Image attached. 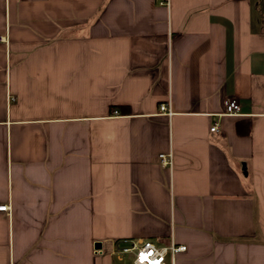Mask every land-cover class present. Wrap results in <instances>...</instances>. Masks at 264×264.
I'll use <instances>...</instances> for the list:
<instances>
[{
	"label": "crops",
	"instance_id": "1",
	"mask_svg": "<svg viewBox=\"0 0 264 264\" xmlns=\"http://www.w3.org/2000/svg\"><path fill=\"white\" fill-rule=\"evenodd\" d=\"M0 206V264H264V0H0Z\"/></svg>",
	"mask_w": 264,
	"mask_h": 264
},
{
	"label": "built area",
	"instance_id": "2",
	"mask_svg": "<svg viewBox=\"0 0 264 264\" xmlns=\"http://www.w3.org/2000/svg\"><path fill=\"white\" fill-rule=\"evenodd\" d=\"M161 112L171 114L167 104H161ZM241 106L237 99L229 98L226 100L225 115L239 116ZM117 114V111L115 112ZM219 130V125L215 124L212 129ZM161 163L164 166H171L173 164L172 154H162L160 156ZM8 206H0L1 211H6ZM186 251V246H179L172 244L169 247H158L151 241L122 239L117 244V251L119 257H124L127 254H133L134 264H176L175 257L178 253ZM170 257V260H169Z\"/></svg>",
	"mask_w": 264,
	"mask_h": 264
},
{
	"label": "water",
	"instance_id": "3",
	"mask_svg": "<svg viewBox=\"0 0 264 264\" xmlns=\"http://www.w3.org/2000/svg\"><path fill=\"white\" fill-rule=\"evenodd\" d=\"M244 169H245V165H244ZM245 174H247V172H245Z\"/></svg>",
	"mask_w": 264,
	"mask_h": 264
}]
</instances>
